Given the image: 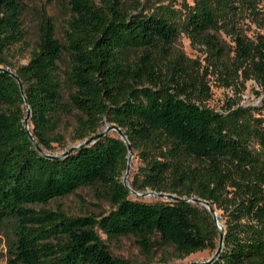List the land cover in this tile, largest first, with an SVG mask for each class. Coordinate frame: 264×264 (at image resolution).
Segmentation results:
<instances>
[{
    "label": "trees",
    "instance_id": "16d2710c",
    "mask_svg": "<svg viewBox=\"0 0 264 264\" xmlns=\"http://www.w3.org/2000/svg\"><path fill=\"white\" fill-rule=\"evenodd\" d=\"M25 1L0 0V67L22 85L21 95L0 72L6 264H129L111 256L101 236L132 237L145 257L168 247L178 260L208 250L203 264H264V0H193L149 14L124 0H66L63 42L40 9L27 61L13 68L6 56L24 42ZM180 34L204 48L225 86L253 81L258 107H205L199 97L208 87L171 55ZM22 96L41 150L65 148L61 114L73 118L75 144L104 123L114 126L139 162L128 182L133 192L200 199L217 212L220 231L202 206L130 198L121 183L127 151L116 136L53 159L38 154L23 126ZM84 187L98 190L111 210L94 217L45 208Z\"/></svg>",
    "mask_w": 264,
    "mask_h": 264
},
{
    "label": "rangeland",
    "instance_id": "374dc122",
    "mask_svg": "<svg viewBox=\"0 0 264 264\" xmlns=\"http://www.w3.org/2000/svg\"><path fill=\"white\" fill-rule=\"evenodd\" d=\"M192 1L193 0H124V3L130 7H135L136 4H138L139 7L136 12L149 14L152 12H167V10L178 11L182 9L184 5L192 4ZM24 4L25 10L22 17V27L25 33L24 42L14 46L6 56L13 68L24 65L27 61L28 53L35 43L37 15L40 9L46 11L47 15L52 19L55 27V38L60 43L63 42L62 32L69 18L66 0H26ZM248 34L251 35L250 32ZM177 54L181 55L187 61L193 70L192 74L198 76L199 80L204 82L208 87L209 91L206 97H199L205 107L216 111H225L228 107H258L259 98L255 97L254 91H257V88L253 81L242 82L238 79L237 82L231 83L230 86H225L226 82L222 80L218 71L210 68L209 58L204 48L191 43L183 34H180L171 46V55L176 56ZM62 98L63 102H66V92H63ZM106 125L111 126L104 123L98 133H100ZM73 126V118L70 115L61 114L57 132L63 137L65 148L62 149L59 145L52 144L51 151L42 150V153L57 156L63 151L77 145L71 141ZM106 135L116 136L113 131L107 132ZM137 166H139V162H137V159L132 153L130 170L126 177L127 186L132 174L138 173ZM98 192V190L93 188H80L71 195L50 201L45 208L49 210L58 209L69 216L91 215L98 217L100 215H105L111 210V206L100 197ZM137 194L142 196L137 197L129 193V197L145 203L175 202L165 196L168 193H156L145 190ZM169 195L175 196L173 194ZM194 205L202 206L201 204ZM9 235L5 226L0 228V264H6V241ZM101 238L107 246L111 256L126 260L129 264H141L145 262L148 264H193L204 261L210 256L208 250H203L191 254L182 260H178L175 258L170 248L160 247L153 248L149 257H145L132 237H118L112 241H106L104 236H101Z\"/></svg>",
    "mask_w": 264,
    "mask_h": 264
},
{
    "label": "water",
    "instance_id": "95a60500",
    "mask_svg": "<svg viewBox=\"0 0 264 264\" xmlns=\"http://www.w3.org/2000/svg\"><path fill=\"white\" fill-rule=\"evenodd\" d=\"M0 72L9 76L10 78H12L18 89H19V92L20 94L22 95V85L19 81V79L16 77V75L10 71L9 69L7 68H3V67H0ZM22 101H23V105L25 107V116H24V119H23V126H24V129L28 135V137L30 138V140L32 141V143L34 144V149L36 150V152L40 155H42L43 157H45L46 159H53V158H57L58 156H61V155H65L67 152H71V151H74L78 148H82V147H85L87 145H90L92 143H94L96 140L100 139L101 137H103L104 135H106L107 132L109 131H113L116 135V137L121 140L125 147H126V151H127V158H126V164H125V170H124V173L122 175V178H121V183L122 185L129 191L130 194L132 195H135L137 197H140L142 195H139L133 191L130 190V188L127 186V183H126V177L129 173V170H130V160L132 158V151L129 147V144L127 143L123 133L117 129L116 127L114 126H105V128L98 134H96L95 136L93 137H89L87 139H85L84 141L78 143L77 145L71 147L70 149H68L67 151H64L62 152L61 154L57 155V156H53V155H46L44 153H42V150L35 144V142L33 141V139L30 137V134H29V131H28V127H27V121L29 119V116H30V112H29V109H28V106L26 104V100L25 98L22 96ZM166 197H169L170 199L174 200L175 202H186V203H190V204H201L202 207H204L207 212L209 213V215L211 216L213 222L215 223V226L216 228L220 231V224H219V221H218V216L216 214V212L214 211V209L212 207H210L206 202L204 201H201L200 199H197V198H188V199H183V198H179V197H176V196H172V195H165ZM222 233H219V236H218V243H217V248L216 250L214 251L213 255L211 256V258L215 257L216 254L219 252V249H220V246H221V243H222ZM210 258V259H211ZM209 259V260H210ZM208 262V260L206 261H201V262H198V263H193V264H203V263H206Z\"/></svg>",
    "mask_w": 264,
    "mask_h": 264
}]
</instances>
